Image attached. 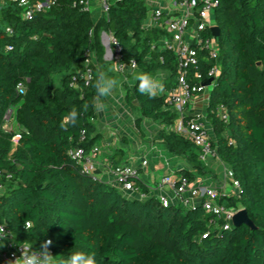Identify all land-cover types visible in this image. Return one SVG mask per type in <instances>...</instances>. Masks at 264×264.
<instances>
[{
	"label": "trees",
	"instance_id": "obj_1",
	"mask_svg": "<svg viewBox=\"0 0 264 264\" xmlns=\"http://www.w3.org/2000/svg\"><path fill=\"white\" fill-rule=\"evenodd\" d=\"M38 1L44 0H0V223L18 243L39 247L51 239L57 264L77 251L95 252L97 264H264V0H219L213 16L221 28L218 58L201 51L198 65L189 69L195 98L205 90L209 68L220 65L205 118L217 157L240 183L239 194L220 199L245 207L256 225L223 229L224 220L213 222L202 199L163 205L158 194L129 196L101 176L95 179L69 153L76 146L88 151L102 137L95 132L96 71H108L113 63L104 57L103 30L121 46L122 62L135 59L138 73L168 69L167 85L172 84L177 55L152 46L162 32L144 27L146 0H111L108 12L97 19L80 0H57L26 17V8ZM92 52L96 62L87 85L82 61ZM137 85H125V99L139 112L137 124L144 117L164 124L159 132L167 149L186 157L196 171L182 168L180 175L190 181L197 174L216 176L201 157L202 148L173 128L179 112L168 105L166 94L149 98ZM72 108L79 113L77 124L61 127ZM9 109L12 126L7 129ZM135 185L151 192L141 178ZM26 219L33 234L23 227Z\"/></svg>",
	"mask_w": 264,
	"mask_h": 264
},
{
	"label": "built area",
	"instance_id": "obj_2",
	"mask_svg": "<svg viewBox=\"0 0 264 264\" xmlns=\"http://www.w3.org/2000/svg\"><path fill=\"white\" fill-rule=\"evenodd\" d=\"M56 1L44 0L35 2L26 8L25 16L32 18L35 12L55 4ZM95 2L100 6L102 13L108 12L111 0H80L83 9L91 12ZM146 3L150 6L151 19L153 20V25L146 28L156 27L162 32L160 37L153 41L152 46L158 48V50L170 49L176 53L178 59V72L173 78L171 86L166 91L168 105L179 112L173 128L191 138L202 148V158L218 156L216 149L212 145V134L206 124V118L201 115L187 113V108L193 99L191 84L188 80L190 67L198 65L201 51H205V56L213 60H216L219 55L218 40L211 30L212 26L216 24L213 17L215 12H212V10H216L219 0H146ZM7 30L11 31L12 29L7 27ZM110 37L116 43L114 57L118 62V67L123 69L126 64L122 62L121 46L115 41L112 34ZM132 60L135 59H131L130 62ZM82 63L85 68L81 76L84 77L85 83L89 85L93 79V58L87 56ZM193 71L198 77H201L202 73L200 71ZM208 73V77H213L212 82L214 83L220 73L219 63L215 62L209 68ZM76 80L77 75H74L72 83L76 84ZM202 85L207 86L203 83ZM24 86L23 83L19 84L21 90H23ZM11 113L12 109H9L5 115V123L11 120ZM4 127H6L5 124ZM18 137V133L13 136L12 139L15 143ZM81 139H85V133H83ZM69 153L73 158L81 160L83 170L91 173L95 179L100 177L99 170L105 168L110 174V178L104 180L117 185L129 196L138 195L143 198L153 194V191L150 193L141 192L135 185L136 178L141 177L142 169L149 163L147 157L140 159L137 163L105 164L100 157L102 147L99 144L93 145L88 151L83 146H76L71 148ZM226 179L233 188V193L239 194V180L235 178L233 170L229 167L226 170ZM157 186L158 189L169 188V191L165 190L163 193L158 194L163 205L181 202L185 205H193L195 199H202L204 207L215 216L214 220H212L213 222L217 223L218 218H222L224 220L221 224L222 229L233 226V215L239 208L230 206L226 201H221V196L228 194L225 189L200 180L190 181L185 175L174 178L171 170L162 176ZM3 189L4 185L0 180V190ZM0 224L6 225L5 223ZM210 224L213 227L214 224L212 222ZM6 231H11L7 225ZM206 235L207 233L203 234V236ZM20 245H27L34 250L38 249V247H34L27 242L18 243L15 239L13 242L9 238L6 248L2 250L3 257L8 261L18 258L22 252ZM50 251L53 254L51 247Z\"/></svg>",
	"mask_w": 264,
	"mask_h": 264
},
{
	"label": "crops",
	"instance_id": "obj_3",
	"mask_svg": "<svg viewBox=\"0 0 264 264\" xmlns=\"http://www.w3.org/2000/svg\"><path fill=\"white\" fill-rule=\"evenodd\" d=\"M91 13L96 15L95 19L102 13L100 6L96 2ZM143 25L145 28L153 25L150 6H148V14L143 21ZM101 35L103 44L105 45L104 57L113 61L111 69L114 70L108 74L119 82L111 97L95 98V104L103 103L106 105L103 110L98 111L96 109L97 117L95 118L97 125L95 132H100L102 136L97 142L102 147L101 160L105 164H115L114 162L137 163L140 159L147 157L149 163L142 169L140 178L150 186L151 192L153 191L154 194L163 193L165 190L169 191L168 187L158 189L157 185L163 175L169 173L171 170L172 176L177 178L182 173V168L192 169L193 171L195 169L186 157L175 154L167 149L163 142V137L159 132L164 127V124L159 119L144 117L137 124L139 112L127 103L125 99V85L133 84L136 81V75L139 73L136 71V68L130 67L129 63H125V68L120 69L112 52L111 34L103 30ZM92 58L96 62L94 52H92ZM152 75L163 84V91H158L157 94H166L169 88L167 82L170 80L171 72L168 69L161 68ZM208 86H205V90L192 99L190 106L187 108V113L205 117L210 91ZM205 120L212 132L210 122L207 119ZM116 152L118 153L116 154ZM113 155H116L115 159L112 158ZM205 162L217 175L197 174V180L214 184L221 189H225L228 194H232L233 188L226 179L228 164L217 156H209ZM99 173L102 179L110 178V174L105 168L99 170ZM1 192L2 190H0ZM5 248L0 249V264H7L8 262L2 255V250Z\"/></svg>",
	"mask_w": 264,
	"mask_h": 264
},
{
	"label": "clouds",
	"instance_id": "obj_4",
	"mask_svg": "<svg viewBox=\"0 0 264 264\" xmlns=\"http://www.w3.org/2000/svg\"><path fill=\"white\" fill-rule=\"evenodd\" d=\"M130 66L135 68L136 61L132 60L130 62ZM114 69H109L108 71H112ZM108 71H105L102 67H98L96 71V81H95V89L97 93V98L103 97L108 98L111 97L113 91L116 89L118 85V80L108 74ZM136 81H138V91L142 95H147L149 98H154L158 91H163V84L159 81V79L155 78L152 74L149 73H139L135 77ZM98 111L103 110L106 105L103 103H97L94 105ZM85 110H87L88 105L84 106ZM79 113L76 108H72L70 112H68L62 120L61 127H65L66 125L75 126L78 122ZM24 229L31 233V229L33 228V224L31 220L26 219L23 224ZM9 238L14 242V237L11 231H6V225L0 224V249L7 246V242ZM53 244L51 239L45 240L39 244L38 249H32L27 245H20L22 250L21 255L14 259L9 260L7 264H57L56 256L52 254L50 251V246ZM61 264H97L96 253L95 252H85V251H77L72 253L67 261L61 262Z\"/></svg>",
	"mask_w": 264,
	"mask_h": 264
},
{
	"label": "water",
	"instance_id": "obj_5",
	"mask_svg": "<svg viewBox=\"0 0 264 264\" xmlns=\"http://www.w3.org/2000/svg\"><path fill=\"white\" fill-rule=\"evenodd\" d=\"M215 12V9L212 10ZM212 33L215 35L217 40H219L221 28L218 24H214L211 28ZM213 77H209L203 80L204 85L213 84ZM233 223L235 225H240L242 223L248 224L250 227L254 228L256 225L252 218L249 216L248 210L245 207L239 208L233 215Z\"/></svg>",
	"mask_w": 264,
	"mask_h": 264
},
{
	"label": "rangeland",
	"instance_id": "obj_6",
	"mask_svg": "<svg viewBox=\"0 0 264 264\" xmlns=\"http://www.w3.org/2000/svg\"><path fill=\"white\" fill-rule=\"evenodd\" d=\"M93 17H95L96 15H94V13H92ZM110 40H111V37H110ZM111 46H112V52L114 53L115 49H114V43L113 41L111 40ZM60 77H61V74H57L55 75V82L56 83H59L60 82ZM213 84H210L208 86V88H210ZM7 129H10L11 126H12V122L11 121H8L7 123H5ZM175 177V176H174Z\"/></svg>",
	"mask_w": 264,
	"mask_h": 264
}]
</instances>
